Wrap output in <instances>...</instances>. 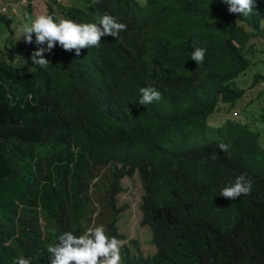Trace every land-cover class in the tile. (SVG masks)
I'll use <instances>...</instances> for the list:
<instances>
[{
  "label": "trees",
  "instance_id": "1",
  "mask_svg": "<svg viewBox=\"0 0 264 264\" xmlns=\"http://www.w3.org/2000/svg\"><path fill=\"white\" fill-rule=\"evenodd\" d=\"M80 2L66 7L48 0L46 14L87 23L102 13L121 16L129 4ZM218 2H194L186 27L164 30L172 38L171 55L150 51L147 39L125 37L82 48L79 56L56 44L44 54L47 67L31 60L34 34L32 43L21 42L24 47L14 43L15 14L7 5L0 15V34L10 31L8 54L0 50V264H15L18 257L47 264V248L58 235H81L104 219L106 234L121 241V264H264V106L250 100L241 107L249 91L237 82L250 65L249 38L262 35L264 0H256L248 16ZM235 20L252 31L244 33ZM195 47H206L200 64L191 59ZM109 72L121 93L108 97L98 80L107 82ZM261 78L254 75L250 87ZM64 87L82 109L70 123L53 101L65 108ZM142 87L155 88L161 98L137 105ZM244 106L250 110L244 113ZM232 108L236 114L222 115ZM216 123L231 132L214 141L209 132ZM134 174L142 193L140 225L149 227L155 249L150 255L135 239L123 243L125 235L117 231L127 207L117 205V195L124 191L122 179ZM241 174L251 179V193L235 200L221 196Z\"/></svg>",
  "mask_w": 264,
  "mask_h": 264
},
{
  "label": "clouds",
  "instance_id": "2",
  "mask_svg": "<svg viewBox=\"0 0 264 264\" xmlns=\"http://www.w3.org/2000/svg\"><path fill=\"white\" fill-rule=\"evenodd\" d=\"M53 1L57 4L61 3L59 0ZM128 1V8H125L126 11L123 15L116 17L114 14L109 15L107 13H102L93 20H87V23H77L69 19L71 17L57 20L49 14H39L34 18H30L28 22L23 24L20 30V36H23L26 43H32L33 34L35 36L34 42L37 47L31 54L32 62L39 67H47L50 61L45 58L44 54L51 53L56 44H59L66 51L75 50L76 55L79 56L80 52L84 51L82 48L99 46L100 42H111V39L122 41L125 37H133L135 40L140 41L147 39L149 40V47H154L150 51L155 50L160 51L161 55H171L170 44L173 45L172 38H167L164 35V30L168 28L180 29L183 26L186 27V24L190 21L188 16L193 11L198 0ZM216 1L217 5H219L218 0ZM219 1L222 7L223 3L226 4L228 6V11L233 14H238V16H248L252 14L256 6V0ZM8 4L13 8L10 2L4 7L8 8ZM5 12H7V9H0V15ZM263 18L264 14L260 20L262 35L259 33L257 37L264 40V28H262ZM235 21L242 27L244 33L249 34L248 32L252 31L243 20ZM244 24L247 28L242 26ZM233 25L239 26L235 23ZM159 33H161V35ZM158 36L160 37L159 42L156 40ZM257 37H250L249 40ZM174 46L178 47V44ZM205 48L206 47L194 48L191 54V59L194 63L200 64L203 62L206 51ZM179 60H181V58ZM125 75L127 78L130 77L129 72H126ZM123 78V76L118 75L116 80L118 83H121ZM100 80L101 81L98 80V86L100 87L102 96H104L105 90L107 91L108 97L109 93L112 95L113 91L117 95L121 93L120 88L113 85L114 79L112 72H109L107 82L103 81L101 78ZM92 82L94 81L92 80ZM260 89L261 98L264 99V91L261 86ZM51 91L54 96L61 97L56 90L52 89ZM62 91L65 108H62L54 98L53 101L58 104V114L61 116V119L65 123H70L76 120L78 114L82 112L81 107L78 105L80 100L77 97H73L72 91L67 89V87H64V89L62 88ZM139 91V105H149L161 98L160 92L152 87H142ZM234 114H236V112ZM222 125V123L211 125L212 128H216V131L209 132L210 139L214 138L215 141L221 138L225 131L231 132V127L225 128V126ZM262 142H264V140ZM260 146L264 148L263 143H260ZM218 147L221 151L227 152L229 146L225 143H220ZM251 190V179L246 178L245 174H241L235 178L233 183L223 187L220 191V195L235 200L242 194H250ZM121 247V241L115 237L110 238L106 234L103 225L89 227L83 234L78 236L74 235L71 231H66L58 235L56 243L48 246L47 251L50 253V256L47 264H121ZM15 264H31V262L28 258L18 257L16 258Z\"/></svg>",
  "mask_w": 264,
  "mask_h": 264
},
{
  "label": "rangeland",
  "instance_id": "3",
  "mask_svg": "<svg viewBox=\"0 0 264 264\" xmlns=\"http://www.w3.org/2000/svg\"><path fill=\"white\" fill-rule=\"evenodd\" d=\"M61 1V4H64L67 6H72L74 4H81L80 0H59ZM8 2L11 3L13 6L12 12H15L14 16V22L11 24V31L13 32L12 38L16 45L20 44L22 47H24L23 44L25 43V40L23 36H20V30L26 22L30 18H34L36 15L39 14H46L47 13V5L46 0H0V9H7V7H4ZM30 5L32 9H28L27 5ZM31 10V11H30ZM264 19V18H263ZM243 27L247 28L246 25H242ZM262 28H264V20L262 22ZM5 34H0V50H3L2 54L3 56H6L8 54L7 49H9L10 45L6 42V38L8 37V33L10 31L4 32ZM263 41V42H262ZM21 42H24L21 44ZM249 45H253L252 50L249 51V49L246 47L249 58V66L246 70H243L240 72L237 82L239 86L242 88H245L246 92H248L245 97L246 99H242L243 101L239 103L241 107L245 103H248V101L252 100L253 102L256 101L257 104L256 107H263L264 103L259 102V92H261L260 86L261 82L264 80V78H261L257 85L250 87L251 82H253V76L254 75H262L264 74V54L261 53L257 47L264 48V40L257 38H251L249 40ZM7 53V54H6ZM10 55H15L14 52H10ZM183 64L185 65H193V64H186V59L183 60ZM193 61V60H192ZM140 90V89H139ZM262 90H264V87L262 86ZM140 92V91H139ZM137 100V105L139 104V96L137 99H134L135 103ZM244 103V104H242ZM133 107V106H132ZM248 107V106H247ZM244 106V113L247 109ZM249 108V107H248ZM236 109L226 110L222 109V115L225 117L227 113L234 114ZM250 110V108L248 109ZM231 114V115H232ZM104 115V113H103ZM246 120L249 122H253V120L249 117H246ZM255 122V121H254ZM264 144V142H262ZM122 185L124 188V191L119 193L117 195V205L122 206L123 204H127V207L121 212V215L119 217V220L117 222V231L123 235H125V240L123 243H127L129 245V240L135 239L137 244H139L140 249L144 255H150L152 254L155 249L150 244L151 239V232L148 227L140 225L141 220V212L139 210V204H140V194H141V188H140V181L137 176V174H134L133 176H127L122 179ZM39 222L42 227L45 226V221L43 219V214L40 212L39 215ZM105 225V219L103 220V226Z\"/></svg>",
  "mask_w": 264,
  "mask_h": 264
},
{
  "label": "built area",
  "instance_id": "4",
  "mask_svg": "<svg viewBox=\"0 0 264 264\" xmlns=\"http://www.w3.org/2000/svg\"><path fill=\"white\" fill-rule=\"evenodd\" d=\"M3 9V8H2ZM264 87V80L261 82V88ZM264 91V90H263Z\"/></svg>",
  "mask_w": 264,
  "mask_h": 264
}]
</instances>
